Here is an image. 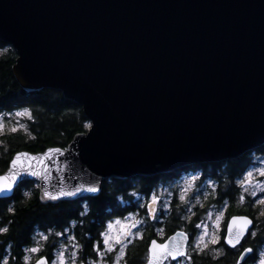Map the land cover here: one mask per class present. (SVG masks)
I'll return each mask as SVG.
<instances>
[{
    "label": "water",
    "instance_id": "1",
    "mask_svg": "<svg viewBox=\"0 0 264 264\" xmlns=\"http://www.w3.org/2000/svg\"><path fill=\"white\" fill-rule=\"evenodd\" d=\"M0 40L25 91L58 89L93 124L67 147L20 150L51 157L31 161L46 179L20 185L103 188L264 145V0H0ZM38 189L44 204L101 193Z\"/></svg>",
    "mask_w": 264,
    "mask_h": 264
},
{
    "label": "trees",
    "instance_id": "2",
    "mask_svg": "<svg viewBox=\"0 0 264 264\" xmlns=\"http://www.w3.org/2000/svg\"><path fill=\"white\" fill-rule=\"evenodd\" d=\"M5 48L8 49L7 52L4 51ZM16 58V50L10 44L0 40V112L28 108L34 120H28L27 131L22 130L15 134L5 132L1 135L0 173L6 171V161L13 151L40 152L49 146L67 147L75 134L87 131L83 125L90 123L83 107L65 98L62 91L58 89L43 88L35 92L25 91L13 74L12 66ZM32 136L36 138L32 139ZM228 160H230V166L227 172L232 170L233 173L238 169L242 171L250 162L244 155ZM220 170L216 167L211 168L210 172L216 175ZM176 171L148 177L134 176L124 180L111 179L104 182L102 192L97 196L46 204L39 199V189L36 183L25 182L11 198L0 199V226L6 225L9 220L15 222L10 228L11 237L7 242L12 245L11 255L17 257L15 261H11L12 264H22L20 249L26 245L31 246L33 238L37 239L36 236L39 233L47 228L62 229L73 218L81 220L77 229L81 243L84 244L88 239L95 241L98 233L104 229V222L108 218H120L135 212L138 209L136 197L148 196L157 186L177 178L175 177ZM222 183L228 193L227 189L231 179L224 178ZM24 193H29V195L25 196ZM250 205L251 203L247 201L246 205L241 208L242 213H250L254 216L258 212V226L261 227L262 234L264 217L259 216V213L264 212V206L257 207L253 211ZM9 207L15 208V215L8 213ZM143 211L142 208V215L145 216ZM184 211V205L178 202L175 196L167 213H163L155 220L147 219L144 240H137L128 250V264L144 263L147 257L148 241L152 237L160 238L156 235L157 226L163 227L164 238L181 227L190 231L192 221L190 217L185 218ZM0 239L3 238L0 237ZM160 239L163 240L162 237ZM245 245H250V241L247 240ZM45 253L44 245V251L40 255H45ZM89 254L94 257V254ZM235 259L236 256L231 250L219 259L212 257L209 250L203 252L201 256H194L196 264H235Z\"/></svg>",
    "mask_w": 264,
    "mask_h": 264
},
{
    "label": "snow or ice",
    "instance_id": "3",
    "mask_svg": "<svg viewBox=\"0 0 264 264\" xmlns=\"http://www.w3.org/2000/svg\"><path fill=\"white\" fill-rule=\"evenodd\" d=\"M8 43H11V41H8ZM4 51L7 52L8 49L5 48ZM15 117H26L29 121L34 120L32 112L28 108L16 111ZM83 127L91 130L93 129V124L85 123ZM22 130L27 131L25 125L20 124L19 121L16 122V126L8 129L12 134ZM4 132L5 125L3 118H0V135H3ZM31 138L35 139L36 137L32 136ZM50 151L58 154L62 153V149L60 148ZM40 156L45 157V159L51 158L48 152H42L37 156L28 152L13 151L11 157L6 161V171L0 173V194L7 195L14 193L26 176L46 179V173L33 169L31 164V161L38 160ZM193 179H196V177H193ZM249 185L259 188V192L254 190L251 193V208L256 209L258 205L264 206V163L257 161L251 168L243 169L241 178L235 182V187L241 189L244 193H247ZM36 187L41 189V198L47 201L64 200L75 197L81 192H88L90 194L102 192V187L98 186H80L73 190L59 188L55 191H49L47 187H41L39 184ZM24 195L28 196L29 193H24ZM226 196V192H217V197L222 201L224 207L217 215L216 223L213 225L214 231L207 240H205V237L209 235L207 226L202 222L194 225L195 229H202V232L198 237H195L196 242L192 245L193 253L190 254L188 251L189 234L179 231L169 236L163 243H158L157 239H150L148 241L147 264H162L165 260L170 261V264H196L194 256H201L210 246H223L226 249V253L228 250H231L236 256L235 264H247L249 260L253 264H264V250H258L252 246H244V242L248 239H255L258 236L260 237V242L264 243V236H260V233L256 230L258 223L256 217L233 215L227 219L226 228L220 227V218L224 215L227 206ZM180 200L183 202L186 200V197L181 195ZM245 200L246 197L242 194L239 196L238 203L244 204ZM158 203L159 198L155 194H151L147 205H140L141 208H145L147 219L155 220L157 218L156 206ZM165 210H167V206H165ZM8 213L15 215V208L9 207ZM259 216L264 217V212H260ZM128 219L129 217L122 216L120 220L109 222L104 226V231L98 233L95 241L88 239L84 244L79 242L77 236L68 235V229L40 233L38 240L33 238L31 246L26 245L20 249L22 253L20 259L22 264H31V256L38 257L35 260V264H109V257L111 256L110 264H121V261H123V264H128L129 248L134 246L137 240H144V233L140 231V224L143 221L126 225L122 234H118L115 237L110 235L113 223L119 224L121 221H127ZM14 223L13 220H9L6 225L0 226V237L3 238L0 239V264H10V261L17 259V257L11 255L12 245L7 243L11 237L10 228ZM163 232V228H158L156 235L162 236ZM50 236L57 238L65 237L67 243H60L57 248V241H53L49 245L51 252L46 255H40L44 251V244L41 241L47 243ZM201 242H203L202 247ZM6 244L7 246H5ZM89 253L94 254L95 259H88ZM216 259L219 258L217 257Z\"/></svg>",
    "mask_w": 264,
    "mask_h": 264
},
{
    "label": "rangeland",
    "instance_id": "4",
    "mask_svg": "<svg viewBox=\"0 0 264 264\" xmlns=\"http://www.w3.org/2000/svg\"><path fill=\"white\" fill-rule=\"evenodd\" d=\"M17 111H21V110H17ZM15 112H16V110L5 111V112L1 111L0 112V118H3V123L5 125V132H9L8 129H10L13 126H16L17 121H19L20 124L25 125V127L27 129L28 119L26 117L25 118L15 117ZM9 113H11V115H9ZM0 137H1V135H0ZM0 141H1V139H0ZM257 161L264 163V154H256V156H254L252 159H250V163H249L248 168H251L252 165L255 164ZM194 177H196V179H197L196 175ZM196 179H193V177L190 176L189 172L186 171L183 174L179 175L177 178L173 179L172 181L157 186L148 196H137L136 197L137 198L136 199V201H137L136 205H137L138 209L133 213H128L125 216H123V217H129V219L127 221H121V223H119V224L113 223V228L110 231V235L115 237L118 234H122L126 225H131L133 223H138L140 221H143V223L140 224V231H142L144 233V229L147 226V218H146L147 216H146L145 208H143L144 209L143 214H145V216H143L141 214L142 208L140 207V205L141 204L147 205L148 199H149L151 194H155L159 198V203L156 206L157 207V210H156V217L157 218L161 217L163 215V213L168 212V210L170 209V206L172 205V202H173L175 196L177 198V201L184 205V210H185L184 216H185V218L191 217L192 208L195 205L201 207L206 202V197L209 195V193L205 189V186L211 185L210 182L205 181L203 184H200V185L197 183L196 187L194 189V188H192V185H194L195 182H192V181L196 180ZM254 190L259 192V188H254L252 185H249L247 193L242 192V190H241V193L243 195H245V197L247 199L248 197L251 198V193ZM181 195L186 197V200L183 202L180 200ZM165 206H167V210H165ZM223 207H224L223 205L221 207L220 206H211V205L208 206L207 205L205 207V210L201 213L198 220L196 221L195 224L202 222L208 228V234L209 235L205 237V240H207L210 237V235L212 234V232L214 231L213 225L216 223L217 215L223 209ZM257 207H263V206L258 205ZM120 218H111V219L108 218L104 223H105V225H107L109 222H114L116 220H120ZM224 218H225V211H224V215L220 218V227L221 228L223 227ZM158 228H163V227L157 226L156 230ZM181 229H184L189 234L191 233L185 227H181ZM52 231L55 232L54 230H52ZM102 231H104V229ZM201 232H202V229H199V230L196 229V233H194L193 239L189 242L188 251L190 254L193 252L192 245L196 242L195 237H198ZM41 233H46V232L44 231ZM39 234L36 236L37 237L36 240L39 239ZM162 235L163 236H160V238L162 237L164 239L165 235L164 234H162ZM160 238L158 240H161ZM53 241H57V248L59 247L60 243H67V242H65L64 237H60V238L55 237L53 239ZM41 243L45 245V242L41 241ZM202 246H203V242H201V247ZM211 248H213V247L210 246L209 249H211ZM215 249L218 252L219 249L217 248V246H215ZM37 258H38L37 256H31V258H30L31 264H33V262ZM111 258L112 257L110 256L109 257V264L111 262ZM89 259H95V256L89 257ZM121 264H123V261H121ZM166 264H170V261H167Z\"/></svg>",
    "mask_w": 264,
    "mask_h": 264
},
{
    "label": "flooded vegetation",
    "instance_id": "5",
    "mask_svg": "<svg viewBox=\"0 0 264 264\" xmlns=\"http://www.w3.org/2000/svg\"><path fill=\"white\" fill-rule=\"evenodd\" d=\"M263 148H264V145L245 153L244 156H246L248 161H250V159H252L254 156H256V154H264ZM249 163L247 164L246 168H248ZM229 166H230V160H222V161H216V162L195 163V164L188 165V166L181 168V169L176 171L175 177H178L179 175L183 174L186 171L189 172L190 176H192V177H194L196 175L197 179L192 181V182H195V184L192 185V188H194V189H195L197 183L199 185L203 184L205 181H208L211 183V185L205 186V189L208 191L209 195L206 197V202L204 203V205L201 207L195 205L191 210L190 220L192 221V228L190 230L191 233L189 234L190 241L193 239L194 233H196V229L194 228V225H195L196 221L198 220L199 216L201 215V213L205 210V207L207 205L208 206H210V205L211 206H220V207L223 205L222 201H220L217 197V192H219V193H225L226 192L224 189V183H222V182H224V178H227V177L230 178L231 183H229V187L227 189L228 193H227V196L225 197V199L227 200V206H226L225 218H224L222 228H226L227 219L233 215H250V216H253L250 213L249 214L248 213H242L243 210H241L243 205H246L247 201H249L251 203L250 197H248L245 200L244 204L238 203L239 196L242 195V193H241V189H238L235 187V182L241 178V172L242 171L238 169V171L234 172V173L232 170L230 172H227L229 169L228 168ZM216 167L221 169V170L218 173H216V175H214L213 173L210 172V170H211V168H216ZM22 185H20L19 187H21ZM6 199H9V198H6ZM233 209H235V210H233ZM253 211H252V213H253ZM141 214H142V212H141ZM257 215H258V212H256L253 217L258 218ZM79 224H81V220L78 218H73L62 229L56 230L54 228H47L45 230V232L48 233L49 231H52V230L62 231L63 229H68L69 230L68 235L77 236L79 242L81 243V240L77 234V229L79 227ZM256 230L260 233V236H264V232L261 234L262 230H261V227L258 226V223L256 225ZM54 238H55L54 236H50L49 241L47 243H45V250H46L45 255L49 254L51 252V248L49 247V245L52 244V241ZM152 238L158 239L157 237H152ZM64 240H65V242H67L65 237H64ZM248 240L250 241V245H245L246 242H244L245 247L252 246L258 250H264V243L260 242L259 236L255 239H248ZM160 241H162V240H160ZM217 248L219 249L218 252L216 251L215 247H213L211 249H207V250H209V253L212 255V257H214V258H217V257L220 258L221 256H225V255H227V253L229 251L228 250L226 253V249L223 246H217ZM207 250H205V251H207ZM147 256H148V252H147ZM89 257H92L91 254H89L88 259H89ZM146 260H147V257H146ZM10 264H12L11 261H10ZM247 264H253V262L251 260H249L247 262Z\"/></svg>",
    "mask_w": 264,
    "mask_h": 264
}]
</instances>
